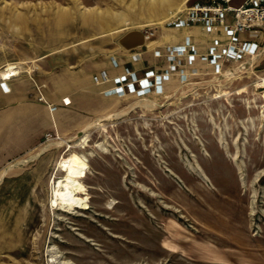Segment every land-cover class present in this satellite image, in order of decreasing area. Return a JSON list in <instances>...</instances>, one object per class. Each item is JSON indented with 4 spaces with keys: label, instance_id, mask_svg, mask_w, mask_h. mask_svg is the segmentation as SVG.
Here are the masks:
<instances>
[{
    "label": "rangeland",
    "instance_id": "374dc122",
    "mask_svg": "<svg viewBox=\"0 0 264 264\" xmlns=\"http://www.w3.org/2000/svg\"><path fill=\"white\" fill-rule=\"evenodd\" d=\"M163 1L0 0V84L110 73L121 38L191 3ZM195 66L157 97L63 111L0 190V264H264V57ZM59 186L83 205L55 207Z\"/></svg>",
    "mask_w": 264,
    "mask_h": 264
},
{
    "label": "crops",
    "instance_id": "0c3cea01",
    "mask_svg": "<svg viewBox=\"0 0 264 264\" xmlns=\"http://www.w3.org/2000/svg\"><path fill=\"white\" fill-rule=\"evenodd\" d=\"M188 34L191 35L193 44L200 54L207 53L215 39H220L223 43L228 41L222 30L205 36L198 28L192 29L189 33L184 30L161 28L157 32L156 38L148 42L146 46L131 51L124 50L121 54L110 56L109 61L111 60L113 63L110 73L105 70L106 67H110V64H107L98 68L95 73L80 72V81L74 79L64 85L60 78L52 79L48 87L42 84L38 87L30 80H14L10 84V91L6 92L0 84V190L11 179L10 167H18L19 161L38 150L47 134H57V130L61 126L63 111L87 109V104L90 101L121 100L115 93V78H124L126 68L131 69L140 78L148 70L162 73L168 69V64L164 57L158 59L155 53L160 51L165 54L168 47L184 45ZM133 57H136L138 61L134 62ZM145 58H151L154 61L153 66H150L144 60ZM119 61L123 63L121 64ZM114 62L118 64V67H115ZM133 63L140 65V69H135L132 66ZM99 71L100 75L106 73L109 81H102L97 76ZM175 80L177 82L179 80L176 75L164 85L162 94ZM31 91L33 96L30 95ZM40 96L44 98L45 102L38 100ZM151 96L157 97L156 94ZM129 97L136 98V96ZM62 100H66L68 105L58 107L55 112H51L50 106L63 105Z\"/></svg>",
    "mask_w": 264,
    "mask_h": 264
},
{
    "label": "built area",
    "instance_id": "2783aa9c",
    "mask_svg": "<svg viewBox=\"0 0 264 264\" xmlns=\"http://www.w3.org/2000/svg\"><path fill=\"white\" fill-rule=\"evenodd\" d=\"M190 2L159 26L184 30L188 33L198 28L205 36L222 30L228 39L227 43L215 39L207 53L200 54L193 44L191 35L188 34L184 45L168 47L165 54L160 51L155 53L158 59L164 57L168 64V69L162 73L148 70L140 78L131 69L126 68L124 78H115V93L119 98L129 96L145 98L152 94H162L164 85L174 75L178 76L182 83L183 79L187 80L191 75L186 69L194 67L199 62L221 73L226 64H237L246 58L264 57V41L260 39L264 31V0H191ZM234 4H239V6L235 7ZM157 30V28L148 27L143 31L147 43L156 38ZM253 33L258 34L259 39L256 35L250 39L244 36ZM133 61L137 62L138 59L133 57ZM114 63L115 67H118V64ZM15 78L16 76L10 80H2V86L6 92L10 91L9 83ZM102 79L104 82L109 81L106 73L102 75ZM38 100L45 102L42 96ZM50 110L55 112L57 107L50 106ZM51 138V134L45 136L46 140Z\"/></svg>",
    "mask_w": 264,
    "mask_h": 264
},
{
    "label": "bare ground",
    "instance_id": "6f19581e",
    "mask_svg": "<svg viewBox=\"0 0 264 264\" xmlns=\"http://www.w3.org/2000/svg\"><path fill=\"white\" fill-rule=\"evenodd\" d=\"M184 1H185L184 3H186L189 0H184ZM182 9H183V4L181 7H178L177 9H175L176 11L174 12V14L171 15L170 18H172L176 13H178ZM163 24H160V25H163ZM17 75H18V72L14 71V68L10 67L9 72L7 74V77H14ZM69 166L71 168H73V167H78L79 165L76 163L70 162ZM59 190L62 191V193L61 192L59 193V195H58L59 197L55 201V207L60 206L62 209H64L66 212H68V211L75 210V209H77L83 205V200L77 196L75 186H71V187L67 186L66 188L59 186Z\"/></svg>",
    "mask_w": 264,
    "mask_h": 264
},
{
    "label": "water",
    "instance_id": "95a60500",
    "mask_svg": "<svg viewBox=\"0 0 264 264\" xmlns=\"http://www.w3.org/2000/svg\"><path fill=\"white\" fill-rule=\"evenodd\" d=\"M119 43L124 50L131 51L146 46L147 41L142 31H132L121 38Z\"/></svg>",
    "mask_w": 264,
    "mask_h": 264
}]
</instances>
